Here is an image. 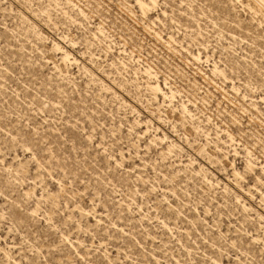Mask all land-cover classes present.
Segmentation results:
<instances>
[{"label":"rangeland","instance_id":"1","mask_svg":"<svg viewBox=\"0 0 264 264\" xmlns=\"http://www.w3.org/2000/svg\"><path fill=\"white\" fill-rule=\"evenodd\" d=\"M249 159L264 0H0V264H264Z\"/></svg>","mask_w":264,"mask_h":264},{"label":"bare ground","instance_id":"2","mask_svg":"<svg viewBox=\"0 0 264 264\" xmlns=\"http://www.w3.org/2000/svg\"><path fill=\"white\" fill-rule=\"evenodd\" d=\"M136 4H137V6L139 7V9L142 11V12H145L149 7H150V5H152V6H154L155 5V0H148V2H146L145 0H136ZM54 48L58 51V53H60L61 54V60H62V62H66V61H69V60H71V59H73V57H70V52H67V51H65L64 49H63V47L59 44V43H54ZM194 58L195 59H199L200 57H199V55H196V56H194ZM215 70L217 69V68H214ZM151 87V89L153 90V91H155V92H157V93H160L164 98H168V99H170V97L172 96V92H170V95H168L166 92H164L163 91V89L160 87V85L158 84V83H156L155 82V84H153V85H151L150 86ZM181 107H182V109H183V111L184 112H189V110L187 109V107H186V104H181ZM228 136H229V138H230V140L232 141L233 140V138L231 137V135L228 133ZM158 140H162V138H160V137H158L157 138ZM172 145H174V144H172ZM234 151V153H235V149L233 150ZM248 155H250L249 154V152H248ZM226 156V155H225ZM224 156V157H225ZM251 158V157H250ZM246 171H250V170H254V169H258L259 170V172L262 174V173H264V164H255L254 162H252V159H249L248 161H247V164H246ZM256 172V171H255ZM258 172V173H259ZM259 173V174H260ZM259 174H257V172H256V175H259ZM232 175H233V178H234V180L232 181L233 182V184L235 185V186H238V189L240 190V192L242 193V194H244V196L247 198L248 197V199H250L252 196H253V191H255L256 193H258V196H259V198H260V201L261 200H263L264 199V192L263 191H260V189L256 186V185H258V184H260L261 185V183L263 182L262 181V178L260 177V176H256V178L254 179V180H256L255 182L256 183H254L252 186H248L247 188H242V187H239L240 185L238 184V180H240V179H238L239 178V176L241 175V173H239V171L236 169V168H232ZM243 179V178H242ZM264 183V182H263ZM235 198L239 201L240 200V198H241V196L239 195V194H236L235 195ZM170 204V203H169ZM168 204V206H169V208L172 206V205H169ZM241 206H242V208L243 209H252V207L250 206V205H246L245 203H241ZM170 210H172V208L170 209ZM253 210V209H252ZM82 211H86V210H84V209H82ZM197 211V210H196ZM181 212V211H180ZM255 212H256V214L259 216L260 214L258 213V211L257 210H255ZM197 213V212H196ZM173 214V213H172ZM255 214V215H256ZM178 215V214H177ZM262 215V214H261ZM260 215V216H261ZM173 216V215H172ZM167 218V217H166ZM166 218H164V219H166ZM169 218H171V217H169ZM168 218V219H169ZM186 218H187V216H186ZM162 219V217L160 218V223H161V225L162 226H164V227H167V229L169 228L168 227V223L165 221V220H161ZM173 219V218H172ZM188 219V218H187ZM174 220V219H173ZM99 221V219L98 220H96V222H98ZM176 221V220H175ZM264 221V220H263ZM172 223V222H171ZM178 223H180L179 221H178ZM192 223V222H191ZM176 226V225H175ZM261 226V225H260ZM181 227V226H180ZM183 227V226H182ZM245 227V226H244ZM177 228V227H176ZM246 228V227H245ZM262 228V227H261ZM166 229V228H165ZM177 229H179V228H177ZM264 229V228H263ZM172 230V229H171ZM262 230V229H261ZM183 231V230H182ZM251 231V230H250ZM176 232V231H175ZM254 232V231H253ZM258 234V233H257ZM188 235V234H187ZM259 235V234H258ZM258 235H252L251 234V237H250V240L251 241H257V239H259L258 238ZM245 237V236H244ZM260 237H261V235H260ZM246 242V241H245ZM258 242V241H257ZM235 245V244H234ZM182 246V245H181ZM253 246V245H252ZM246 248V247H245ZM252 248H254V247H252ZM239 250V249H238ZM248 251V250H247ZM189 252V251H188ZM242 253V252H241ZM248 254V253H247ZM236 256H238V255H236ZM235 257V256H234ZM237 258V257H236ZM225 260V259H224ZM212 261L215 263V264H223L222 263V261H220V260H218L217 258L216 259H212ZM237 261V260H236ZM228 263V262H227ZM226 263V264H227Z\"/></svg>","mask_w":264,"mask_h":264}]
</instances>
